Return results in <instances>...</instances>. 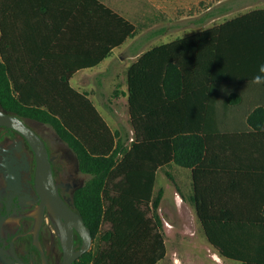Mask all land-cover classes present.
<instances>
[{"label": "trees", "instance_id": "obj_1", "mask_svg": "<svg viewBox=\"0 0 264 264\" xmlns=\"http://www.w3.org/2000/svg\"><path fill=\"white\" fill-rule=\"evenodd\" d=\"M80 1L59 0L62 8L83 5ZM90 1L117 18L126 37L134 35L132 22ZM5 2L0 0V12ZM6 42L0 18L1 106L50 124L89 176L74 202L92 234L99 229L103 246L93 258H84L85 252L72 264H156L164 257L156 212L160 198L153 187L157 169L170 162L192 168V200L215 251L241 264H264V116H248L252 126L261 128L250 143L245 130H207L203 115L210 103L207 94L235 92L230 85L264 63V7L142 52L128 68L133 129L128 146V134L124 139L111 130L94 104L69 85V73L52 98L26 93L7 73ZM223 103L235 101L228 97ZM260 106L264 111V101ZM249 158L263 163L250 165ZM103 224L108 227L102 229Z\"/></svg>", "mask_w": 264, "mask_h": 264}, {"label": "crops", "instance_id": "obj_2", "mask_svg": "<svg viewBox=\"0 0 264 264\" xmlns=\"http://www.w3.org/2000/svg\"><path fill=\"white\" fill-rule=\"evenodd\" d=\"M98 1L132 22L135 25L134 35L126 37L125 26L90 0H81L83 5L78 6L76 2L64 8L59 0H6L0 18L4 21V35L8 38L5 51L7 73L36 99L52 98L64 76L69 73V85L94 104L112 131L121 134L130 125L133 132L128 68L142 52L154 45L221 23L207 24L208 19H214L222 11L206 14L203 10L199 11L201 7L198 5L196 12L191 14L190 0ZM122 36L123 39L119 41ZM154 39L161 41L147 45ZM96 59L99 61L91 65ZM257 70H248L246 80L232 83L230 90L235 92L223 96L214 89L207 94L210 103L203 114L207 118V130H245L248 142H255L252 134L261 131V128L252 126L247 118L250 116L257 120L259 116H264L260 106L264 101V85L250 83ZM228 97L235 103L224 104ZM246 163L260 165L263 159L249 158ZM165 166L173 169L172 179L166 176L170 182L168 189L156 185V179L153 187V194L159 188L162 191L156 212L161 220L159 230L166 248L164 257L156 264L168 256L173 259L174 252L178 253L169 243V240H176L177 235L181 236V240H207L204 231V239L194 237L197 226L189 228L188 235L179 233V230L177 232L178 228L165 215L171 214L172 218L173 212L190 215L193 211L198 220L192 200V168L174 162ZM254 172L256 169H253V178L258 177ZM165 198L169 199L170 205L163 203ZM198 223L202 228L199 220ZM213 256L215 260L220 259L216 254Z\"/></svg>", "mask_w": 264, "mask_h": 264}, {"label": "flooded vegetation", "instance_id": "obj_3", "mask_svg": "<svg viewBox=\"0 0 264 264\" xmlns=\"http://www.w3.org/2000/svg\"><path fill=\"white\" fill-rule=\"evenodd\" d=\"M0 109L10 112L1 104ZM23 120L45 142L60 195L79 211L74 194L87 174L80 169L76 153L50 124L29 117ZM82 242L74 229V249H79ZM0 255L17 257L26 264H60L63 258L59 225L36 185V151L19 130L4 124H0Z\"/></svg>", "mask_w": 264, "mask_h": 264}, {"label": "rangeland", "instance_id": "obj_4", "mask_svg": "<svg viewBox=\"0 0 264 264\" xmlns=\"http://www.w3.org/2000/svg\"><path fill=\"white\" fill-rule=\"evenodd\" d=\"M145 1V0H142ZM186 2V0H183ZM191 5H190V12L195 13L197 6L200 5L201 8H199V11L203 10L206 14L210 11H217L220 10L222 11V14L219 16H216L214 19H208L207 24H216L219 23L223 20L230 19L238 14L247 12L251 9L254 8H260L264 7V0H190ZM228 8V9H227ZM154 42H151L147 45L152 46L156 43H159L161 39L157 40L154 39ZM125 130L121 132L120 137H124L125 135L128 134V139L126 140V145L128 146L129 143L132 141V131L130 125L124 128ZM122 156V153L119 154V157ZM168 164V163H167ZM173 169L171 167H167L165 165L161 166L157 170L156 173V185H161L162 187L168 189V185L170 184L168 177L172 179V173ZM87 174V178H88ZM160 192V195H159ZM154 196L156 198L162 197V191L161 188L157 189L155 191ZM159 200V203H160ZM158 203V204H159ZM163 203L165 205H170V201L168 198H165L163 200ZM168 219L175 224V226L178 228L176 229L177 232L179 230V233L185 232L188 235L189 228H192L193 226H197V231L194 237L198 239H204V233L202 228L200 227L198 220L196 218L195 213L192 211V213L187 214V213H179V212H173L172 218L171 214H165ZM161 223V220H160ZM107 224H103V228H107ZM99 229H97L93 233V243L90 248L84 255V258H93L97 248L100 246H103V242L100 241L99 237ZM187 237L186 235H183ZM169 243L172 244L174 248L178 250L174 252L173 254V259L168 256L164 260H162L159 264H240L237 261L234 260H229L227 258H224L220 256L209 244L207 240H181V236L177 235L176 240H169ZM170 248V245H169ZM213 254L218 255L220 258L219 260H215ZM214 259L215 261H213Z\"/></svg>", "mask_w": 264, "mask_h": 264}, {"label": "water", "instance_id": "obj_5", "mask_svg": "<svg viewBox=\"0 0 264 264\" xmlns=\"http://www.w3.org/2000/svg\"><path fill=\"white\" fill-rule=\"evenodd\" d=\"M0 124L19 130L31 143L36 151V185L42 196V202L47 205L50 215L59 225V236L63 248V258L60 264H72L83 253L90 250L93 242L91 228L85 223L81 212L70 207L62 198L54 182L51 164L44 140L23 118L12 112L0 109ZM40 224L37 220L36 228ZM76 229L82 236L83 242L79 249L73 245V230ZM35 239L36 233H35ZM2 264H26L21 259H7L0 255Z\"/></svg>", "mask_w": 264, "mask_h": 264}, {"label": "clouds", "instance_id": "obj_6", "mask_svg": "<svg viewBox=\"0 0 264 264\" xmlns=\"http://www.w3.org/2000/svg\"><path fill=\"white\" fill-rule=\"evenodd\" d=\"M253 85H264V63L258 66L257 74L250 81Z\"/></svg>", "mask_w": 264, "mask_h": 264}]
</instances>
